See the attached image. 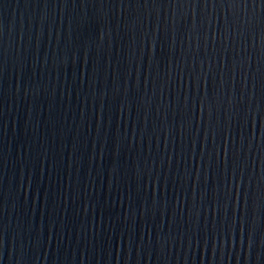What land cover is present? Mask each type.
Listing matches in <instances>:
<instances>
[{
	"label": "water",
	"instance_id": "obj_1",
	"mask_svg": "<svg viewBox=\"0 0 264 264\" xmlns=\"http://www.w3.org/2000/svg\"><path fill=\"white\" fill-rule=\"evenodd\" d=\"M0 264H264V0H0Z\"/></svg>",
	"mask_w": 264,
	"mask_h": 264
}]
</instances>
